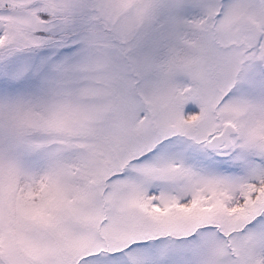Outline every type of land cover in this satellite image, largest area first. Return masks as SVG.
<instances>
[{"label":"snow or ice","instance_id":"1","mask_svg":"<svg viewBox=\"0 0 264 264\" xmlns=\"http://www.w3.org/2000/svg\"><path fill=\"white\" fill-rule=\"evenodd\" d=\"M0 264H264V0H0Z\"/></svg>","mask_w":264,"mask_h":264}]
</instances>
